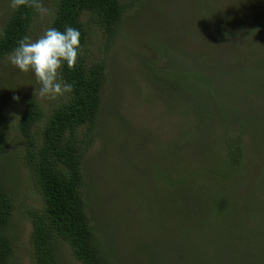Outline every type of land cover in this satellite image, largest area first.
Here are the masks:
<instances>
[{
  "label": "rangeland",
  "instance_id": "374dc122",
  "mask_svg": "<svg viewBox=\"0 0 264 264\" xmlns=\"http://www.w3.org/2000/svg\"><path fill=\"white\" fill-rule=\"evenodd\" d=\"M122 1L127 13L115 41L106 45L102 31L89 29L93 42H99L96 56L108 47L109 67L99 135L85 160L92 226L102 244L115 250L112 259L116 264H213L205 258V252L202 255L173 241L176 234L172 230V241L166 229L161 230L159 222L164 224L166 217H175L159 205L152 188L160 184L161 169L173 156L169 144L178 140L181 131L197 125L191 90L196 98H202L198 102L210 109L211 125L231 124L235 117L242 120L246 155L237 173L248 172L254 179L260 172L250 163L257 158L264 160L260 146L264 140V66L253 60L264 61V0H150L148 4L142 0ZM213 2L220 7L221 18L242 20L240 27L229 26L225 34L220 33L222 44L217 47L212 45L219 38L214 23L220 19L215 18L214 9L211 12L208 8ZM42 4L51 10L49 3ZM10 5L11 0H0V31L13 10ZM50 21L51 15L42 17L37 13L29 36L38 38L50 27ZM202 55L207 57V72L201 73L207 79L194 81L193 61ZM39 87L33 72L20 71L9 59L0 66V114L5 115L11 127L3 181L16 202L7 227L14 242L13 264H34L28 210L43 205L25 166L24 140L18 130V117L28 99H36L45 112L50 108L53 99L39 98L35 93ZM173 93L175 106L171 104ZM185 93L191 96L187 103ZM217 172L215 166L210 167L193 180L209 195L206 200V193L199 192L202 204L206 200L205 207L214 214L210 220L224 225L226 221L221 217L231 211H214L211 200L223 193H230L232 199L233 189L239 187L235 184L241 181L224 179ZM258 186L263 198L254 217L264 227V182ZM191 232L193 238L199 237L197 231ZM251 244L247 252L254 247ZM176 248L186 252L174 255ZM195 254L203 261H196ZM247 255L235 264L256 262L246 259ZM57 260L58 264H81L63 243L58 246Z\"/></svg>",
  "mask_w": 264,
  "mask_h": 264
},
{
  "label": "trees",
  "instance_id": "16d2710c",
  "mask_svg": "<svg viewBox=\"0 0 264 264\" xmlns=\"http://www.w3.org/2000/svg\"><path fill=\"white\" fill-rule=\"evenodd\" d=\"M43 1L49 3L55 13L51 15L50 27L61 31L65 26L79 29L82 54L73 68L64 64L61 69L64 80L73 84L71 94L53 99L48 112L36 99L30 98L18 117V130L25 147L24 163L43 200L40 208L28 204L31 207L28 217L33 228V263L58 264V246L63 243L69 246L81 264H116L112 259L115 250L102 244L89 216L91 210L85 160L99 135L109 68L108 47H105L103 54L96 56L99 42H93L89 29L102 31L106 45L110 44L119 36L127 7L122 0H41V3ZM204 1L207 2L199 0ZM142 2L148 4L150 0ZM208 8L211 12L214 9V17L220 19L214 23V31L219 38L216 42L212 38L215 42L212 45L217 47L222 44L220 33L225 34L229 26L238 28L242 20L221 18V9L215 7L214 2ZM37 13L34 7L27 5L11 11L0 31V66L8 59L18 41L25 35L29 36ZM256 59L264 66V61L253 58ZM193 62L196 64V73L192 75L194 81L205 82L207 78L201 71L207 72L206 55L198 56L196 60L194 58ZM174 93L171 104L175 106ZM191 93V107L195 109L197 125L187 132L181 131L178 140L169 144L173 156L165 163V169L160 168V184L152 188L159 205L175 217V220L166 217L164 224L159 222L161 230L166 229L170 240L172 230L176 234L173 241L202 255L205 252V258L211 259L213 264H235L245 254H248L246 259H255L256 262L252 264H264V227L254 217L263 198L258 183L264 182V160H251V167L260 169L255 180L248 172L237 173L246 155L242 120L235 117L229 122L231 124L218 122L211 125L210 109L198 102L202 98H196L193 90ZM189 99L190 94L185 93V103ZM10 140L11 127L7 125L5 115L0 114V264H13L14 242L7 234V227L16 211V202L3 181V165ZM260 146L264 150V140ZM207 164L215 166L220 177L241 181V184H235L239 187L233 189L232 199H229L230 193L225 196L220 193L211 200L214 211H231L230 215L217 216L225 219L224 225L210 220L214 214L205 207L209 195L193 180L210 168L206 167ZM200 191L206 193L203 204L199 199ZM233 205L235 209H232ZM193 230L198 232L196 239L192 237ZM250 235L254 236L251 238ZM250 244L254 247L247 252ZM185 252L176 248L172 253L183 256ZM227 258H230L228 262L225 261ZM200 260L203 261V258L196 255V261Z\"/></svg>",
  "mask_w": 264,
  "mask_h": 264
},
{
  "label": "clouds",
  "instance_id": "9594fccd",
  "mask_svg": "<svg viewBox=\"0 0 264 264\" xmlns=\"http://www.w3.org/2000/svg\"><path fill=\"white\" fill-rule=\"evenodd\" d=\"M34 7L42 16L55 13L45 7L41 0H11L13 9L21 6ZM79 29L65 26L61 31L48 27L36 39L25 35L18 41L8 59L9 62L22 72H33L40 84L38 94L41 99H55L73 92V84L64 80L61 69L64 64L73 68L82 54ZM18 100L19 97H14Z\"/></svg>",
  "mask_w": 264,
  "mask_h": 264
}]
</instances>
